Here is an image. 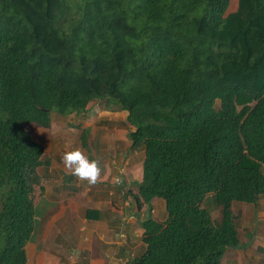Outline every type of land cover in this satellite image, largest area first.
Instances as JSON below:
<instances>
[{"label":"trees","instance_id":"trees-1","mask_svg":"<svg viewBox=\"0 0 264 264\" xmlns=\"http://www.w3.org/2000/svg\"><path fill=\"white\" fill-rule=\"evenodd\" d=\"M229 4L0 0V264L28 263L50 164L27 124L96 99L128 112L145 150L140 210L166 201L127 264H221L239 244L233 203L264 195V0Z\"/></svg>","mask_w":264,"mask_h":264},{"label":"crops","instance_id":"crops-1","mask_svg":"<svg viewBox=\"0 0 264 264\" xmlns=\"http://www.w3.org/2000/svg\"><path fill=\"white\" fill-rule=\"evenodd\" d=\"M120 112L119 116H123L124 122L101 124L86 120V123L79 125L81 126V135L85 132L86 145L83 144L82 138L81 144L75 145L72 140L73 136H70L71 132H75L72 129L65 130L63 127H59V129L57 125L53 124V116L50 132L38 125L36 126L41 130L35 128L34 132L30 131L33 138L43 144L44 158L48 152H52V158H47L50 164L46 167L50 166V169H53L55 165L60 167L62 176L70 174L73 180L77 177L71 174V170L64 166L62 160L65 152L74 149H79L87 158L95 160L100 168L95 188H85L86 192H91L90 200L85 203V213L82 221L79 222L81 228L87 230L88 234L85 242L78 245L77 249L79 251L88 250L87 260L90 262L101 257L100 249L103 244L107 246L106 252L111 255L112 249L117 246L115 244L123 243L122 240L127 236V233L132 236L133 233L143 235L144 232L142 224H139L137 220L136 212H139L140 208L135 196L138 193L137 183L143 177L145 150L141 146L132 147L129 132L133 126L127 119L128 112L126 110ZM105 115L109 116V113H103L100 117ZM115 116L110 118H115ZM56 129H59L57 133H53ZM123 195L125 197L132 195L134 204L130 205L128 200L123 204L121 200ZM108 196L115 197V200L106 199L105 197ZM117 200H119L118 203ZM235 202L233 203V212L239 244L226 249L221 264H264V195L260 196L256 204L242 202L235 206ZM50 205L52 206V204ZM127 205L132 208V211ZM162 208L166 212V219V201L160 197L154 198L152 211L155 218L158 219V213ZM60 214L58 217L61 216L60 218H64L66 221L70 220L71 222L75 218V213L73 215ZM218 216V213L213 215V217ZM146 218L143 216V220Z\"/></svg>","mask_w":264,"mask_h":264},{"label":"rangeland","instance_id":"rangeland-1","mask_svg":"<svg viewBox=\"0 0 264 264\" xmlns=\"http://www.w3.org/2000/svg\"><path fill=\"white\" fill-rule=\"evenodd\" d=\"M237 3L238 0H230L226 13L235 10L237 8ZM219 103L218 101L217 106H219ZM120 111L122 110L108 107L104 100L96 99L89 103L85 113H72L67 116L57 113L53 114V124L57 125L58 128L63 127L65 130L72 129L75 133L71 132L70 136H73L72 140L75 145H80L81 136L83 134L81 135V126L79 125L87 121L101 124L124 122L123 116H119V113H121ZM103 113H109V116L105 115L100 117ZM114 115H116L115 118H110L111 116L114 117ZM36 125L37 124L33 122L28 123L27 128L32 132H34L35 128L41 130ZM50 127L47 129L44 128V130L50 132ZM58 130L56 129L53 133H57ZM45 157V159L52 158V152H48ZM60 172V167L56 165L53 169H50V166L39 168L44 188L43 193H39L36 197V203L38 205L37 222L34 234L27 244L29 257L27 264H127L129 258L137 256L144 251L145 244L142 240V235L133 233L131 236L127 233V236L122 240L124 241L123 243L120 245L115 244L117 246L112 249L113 252H111V255L106 252L107 246L103 244V248L100 245L101 257L96 261H88L87 257H89V254L87 253H89V251L84 249L79 251L77 249L78 245L85 242V238L88 234L87 230L85 231L81 228L82 226L79 222L82 221L85 213V203L90 200L91 192H86L85 188L94 189L97 182L89 184L79 177H75L73 180L70 174L62 176ZM105 198L108 200H115L113 196ZM121 200L123 204L126 200L130 202V205L134 204L132 195H126V197L123 195L121 196ZM49 202L54 203H50L52 204L51 206ZM118 202L119 200H117V203ZM240 203L242 202L236 201L235 206ZM127 206L130 210L132 209L129 205ZM203 206L213 215H215V213L219 214V208L214 194L210 193L206 197ZM60 213L65 215H73L75 213V218L71 222L70 220L66 221L64 218H60L61 216L58 217V215H61ZM136 213L139 224L144 214L151 213L154 215L152 208L150 209L147 206H144L142 210ZM165 217L166 212H164V208H162L160 213H158V219L165 220ZM82 260H85V262Z\"/></svg>","mask_w":264,"mask_h":264},{"label":"clouds","instance_id":"clouds-1","mask_svg":"<svg viewBox=\"0 0 264 264\" xmlns=\"http://www.w3.org/2000/svg\"><path fill=\"white\" fill-rule=\"evenodd\" d=\"M62 160L64 166L71 170L72 175L89 184L95 183L100 175L97 162L87 158L79 149L65 152Z\"/></svg>","mask_w":264,"mask_h":264},{"label":"water","instance_id":"water-1","mask_svg":"<svg viewBox=\"0 0 264 264\" xmlns=\"http://www.w3.org/2000/svg\"><path fill=\"white\" fill-rule=\"evenodd\" d=\"M234 219H235V216H233V221H234Z\"/></svg>","mask_w":264,"mask_h":264}]
</instances>
